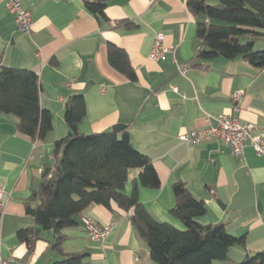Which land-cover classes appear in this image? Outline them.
<instances>
[{"label": "crops", "instance_id": "1", "mask_svg": "<svg viewBox=\"0 0 264 264\" xmlns=\"http://www.w3.org/2000/svg\"><path fill=\"white\" fill-rule=\"evenodd\" d=\"M20 1L31 13L32 29L19 30L6 0H0V66L35 71L40 105L51 112L53 121L43 139H31L18 131L16 116L0 112V184L7 193L0 255L9 259L8 264H50L60 258L52 248L51 229L41 231L32 250L16 231L33 225L24 202L44 169L50 171L56 160L54 142L68 132L65 103L74 93L83 94L86 107L76 125L79 132L125 124L118 135L126 129L133 145L151 159L160 186L141 185V169L129 168L123 190L128 195L136 190L154 218L184 228L170 212L175 203L172 185L183 181L205 202L206 212L195 218L197 222H222L230 234L244 238L243 244L230 247L227 259L214 264H239L246 255L264 250V156L249 144L240 158L222 141L188 144L178 139L182 132L208 126L221 113H234L264 128V69L240 57L195 59L198 18L187 8V0H107L109 22L88 12L83 0ZM159 32L164 44L176 46L178 60L188 63L185 74L169 58L149 57ZM109 43L127 52L135 81L109 64ZM255 47L264 49V42L255 40ZM237 91L235 101L232 94ZM111 207H87L77 217L78 224L62 230L63 250L86 252L82 264H154L128 219L130 211L115 203ZM82 215L101 226L111 225L106 237L92 239Z\"/></svg>", "mask_w": 264, "mask_h": 264}, {"label": "trees", "instance_id": "2", "mask_svg": "<svg viewBox=\"0 0 264 264\" xmlns=\"http://www.w3.org/2000/svg\"><path fill=\"white\" fill-rule=\"evenodd\" d=\"M83 4L99 20L109 22L107 0H83ZM186 6L198 18L200 46L195 59L240 57L264 69V49L255 47L256 38L264 36V0H187ZM107 60L130 81L137 79L124 49L109 43ZM39 88L35 71L0 66V112L16 116L18 131L31 139H43L52 128V114L41 107ZM85 112L83 94L69 96L64 111L68 132L55 140L56 160L24 202L33 225L19 228L16 236L29 250L42 230L51 229L52 248L60 258L50 264H82L86 252H65L62 230L78 224L77 217L87 207L97 204L111 210L113 203L130 211L128 219L147 244L154 264H214L228 258L232 245L244 243L243 237L230 234L222 222L196 221L206 212V205L183 181L172 185L175 203L170 212L184 228L154 218L138 200L136 190L130 195L123 190L129 168L141 169V185L160 186L151 159L133 145L126 129L121 136L112 129L79 132L76 125ZM239 264H264V250L246 255Z\"/></svg>", "mask_w": 264, "mask_h": 264}, {"label": "built area", "instance_id": "3", "mask_svg": "<svg viewBox=\"0 0 264 264\" xmlns=\"http://www.w3.org/2000/svg\"><path fill=\"white\" fill-rule=\"evenodd\" d=\"M5 6L13 14L17 28L25 33H30L33 24L31 13L23 7L21 1L6 0ZM163 40V33H156L149 57L154 60L169 58L177 67L178 72L185 74L188 63L179 61L176 57V46L166 45ZM239 95V91L233 93L232 99L237 101ZM234 110H237L236 106ZM178 139L188 144H200L208 140L222 141L240 158L244 157V147L249 144L257 155L264 156V128L252 121H242L234 113H221L214 117L213 122L208 126L182 132L178 135ZM6 198L7 193L3 185L0 184V228ZM80 220L92 239L105 238L111 228V225H99L95 218L88 215H82ZM8 260L0 255V264H8Z\"/></svg>", "mask_w": 264, "mask_h": 264}, {"label": "water", "instance_id": "4", "mask_svg": "<svg viewBox=\"0 0 264 264\" xmlns=\"http://www.w3.org/2000/svg\"><path fill=\"white\" fill-rule=\"evenodd\" d=\"M124 127H125V124L119 123V124L114 125L112 127V130L115 131V132H119ZM48 171H49V167H46L42 174L45 175L46 173H48ZM259 206H260V202H258V207Z\"/></svg>", "mask_w": 264, "mask_h": 264}, {"label": "rangeland", "instance_id": "5", "mask_svg": "<svg viewBox=\"0 0 264 264\" xmlns=\"http://www.w3.org/2000/svg\"><path fill=\"white\" fill-rule=\"evenodd\" d=\"M243 39L244 38H242V40L241 41H243ZM264 42V37H258V38H256V43L258 44V43H263Z\"/></svg>", "mask_w": 264, "mask_h": 264}]
</instances>
